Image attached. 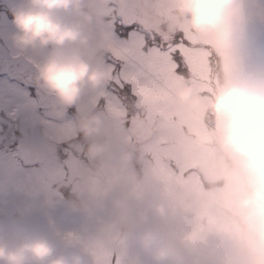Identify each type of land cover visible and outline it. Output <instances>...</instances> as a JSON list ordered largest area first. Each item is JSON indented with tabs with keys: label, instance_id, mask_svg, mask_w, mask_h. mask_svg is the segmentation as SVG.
<instances>
[{
	"label": "clouds",
	"instance_id": "9594fccd",
	"mask_svg": "<svg viewBox=\"0 0 264 264\" xmlns=\"http://www.w3.org/2000/svg\"><path fill=\"white\" fill-rule=\"evenodd\" d=\"M105 0H9L7 29L0 47L31 68L32 82L52 104L77 106L75 126L89 158L103 153L112 137L102 117L82 98L100 88L105 70L99 56L108 34L96 27ZM172 14L216 58L218 82L206 103L183 81H173L174 102L199 117L211 114L215 134L209 150L217 158L221 188L228 192L221 228L181 243L192 215L170 213L151 179L145 180L142 219L136 200L123 192L108 197L107 218L125 229L124 239L144 264H264V9L257 0H171ZM137 140L148 142L154 128L136 121ZM137 153V158H139ZM129 150L115 153L125 164ZM81 217L63 208L36 216L0 219V264H88L83 250L62 232L76 230Z\"/></svg>",
	"mask_w": 264,
	"mask_h": 264
},
{
	"label": "rangeland",
	"instance_id": "374dc122",
	"mask_svg": "<svg viewBox=\"0 0 264 264\" xmlns=\"http://www.w3.org/2000/svg\"><path fill=\"white\" fill-rule=\"evenodd\" d=\"M257 2L261 9H264V0H257ZM7 3L9 4V0ZM3 7H5V3H3ZM4 23L9 27L8 20H4ZM260 35L264 37V22L260 26ZM173 81H183L204 103L208 100L210 93L195 91L188 79L174 72L167 73L164 78L163 87L169 93L171 105L183 113L191 124L203 125L206 135L200 139L199 151L190 152L186 148L184 140L178 137L173 129H164L157 115L150 113L142 102H136L135 105L140 110L143 108V111L139 113L152 124L155 130L151 139L153 142L147 143L144 148L145 157L151 164H154L155 168L151 167L149 163L145 164V175L141 178L137 175L138 172L128 173L131 174L130 184L127 183L124 186L118 184L110 173V169L115 170L119 165L116 160L110 167L104 165L95 168V171L83 170V174L89 177L88 180L94 179L91 178V175H95L97 169L100 177L106 183L104 186L107 198L112 194L123 192L136 200L139 212L134 218L133 226L142 219L143 210L146 207V202L140 195L142 190L145 191V180L154 181L158 193H160L158 194L159 198L165 202L170 213L181 209L189 212L193 217L192 231L177 235L178 241L184 243L189 238L194 241L197 240L206 231L221 228L222 222L227 216L225 200L229 194L220 186L222 182L217 175V158L209 150L215 134L211 114L206 107L202 106L199 117L194 118L190 112H186L182 106L176 104L174 102V90L170 87ZM41 95L42 92L39 89L32 92L27 86L13 83L0 76V219H2V214L7 216L15 210L19 211V216L25 213L39 216L44 214L41 208L49 206L48 195H46V199L42 200L41 195L35 194L34 188L31 189L32 185L27 177L19 181L14 179L15 173L18 171L12 166L13 161H11L9 148L10 143L16 138L13 128H16L15 133L18 136H26L25 134L29 133L28 126L36 119L33 113L37 112L39 106L37 99ZM131 111L134 112L132 108ZM177 119L175 115L171 117L173 122ZM180 127L181 131H186L189 137L195 135L188 128V124H181ZM174 159L176 161L179 159L189 160L193 163L190 165L191 170L186 175H182L181 171L185 166L182 164L176 174L175 171L171 170ZM74 170L81 173V168H74ZM133 184L137 186L140 193L134 189ZM91 185L94 187L93 184ZM44 187H46L44 183H35V188L40 191H43ZM102 207L103 204L100 203L90 213L102 219L105 214ZM124 234L125 232L115 244L108 264H144L140 255L129 247L124 239Z\"/></svg>",
	"mask_w": 264,
	"mask_h": 264
},
{
	"label": "flooded vegetation",
	"instance_id": "af4514ba",
	"mask_svg": "<svg viewBox=\"0 0 264 264\" xmlns=\"http://www.w3.org/2000/svg\"><path fill=\"white\" fill-rule=\"evenodd\" d=\"M5 3V7H3ZM171 0H167V7H170ZM7 0H0V27L8 28L4 20H10L7 11ZM133 0H105L101 5L100 14L96 19V27L105 31L110 43L106 50L99 56V62L105 70V81L103 85L92 93L82 98V102L88 104L103 119L106 129L112 137L107 149L100 155L89 158L86 154L87 142L75 126L77 106L67 108H47L39 111L29 127V133L26 136L42 137L51 144H45V148L28 147L24 144V137L16 138L10 143V157L12 166L16 168L14 179L27 177L35 194H40L41 199H46L48 195V204L46 208H40L42 211L49 212L54 208H63L71 213L81 217L82 223L76 230H65L62 236H70L86 227L93 221L99 219L90 211L100 203L103 204V210L106 216L108 211V198L105 195V181L100 177L96 169L95 175L88 176L83 174V170H94L99 166L113 165L115 153L121 149L132 152L131 158L125 164H119L115 170L110 169V173L115 181L120 185L130 184V175L128 173L138 172V176L145 175V164H154L145 157L144 148L149 142H153L152 136L148 142L137 140L138 131L134 127L136 121H146L145 117L139 113L143 108H138L136 102H141L137 95L135 100L126 98L122 93L113 94L114 85L112 81H118V76H128V73L113 74V59L121 60L125 69L128 62L125 57H118L117 52L131 50L139 46L140 38L137 35L128 36L123 32L122 25L131 19L140 20L143 23V16L139 13L133 14ZM173 16V14H172ZM174 17V16H173ZM175 19V18H174ZM2 44V42H0ZM2 50H6L0 47ZM7 51V50H6ZM214 67V73L219 78V69ZM175 73V72H174ZM8 81L14 82L7 75H2ZM32 92L37 91L31 89ZM43 95V97H42ZM39 99L46 95L42 93ZM133 105V107H131ZM131 108L134 112L131 111ZM41 116V117H40ZM43 119V120H42ZM140 119V120H138ZM155 131V130H154ZM154 134V133H153ZM25 136V137H26ZM139 153V158H137ZM174 170L179 172V167L185 164L184 171H189V160L174 159ZM133 166V167H131ZM81 168V173L74 170ZM19 169L21 172L19 173ZM147 171V170H146ZM44 183L43 191L35 188V183ZM28 183V182H27ZM29 184V183H28ZM93 184L94 187L91 185ZM91 185V187H89ZM134 189L140 193L137 186L133 184ZM161 190V189H159ZM144 194V190H142ZM140 195L143 197V194ZM160 194V193H158ZM38 205V204H37ZM38 216L37 214H34Z\"/></svg>",
	"mask_w": 264,
	"mask_h": 264
},
{
	"label": "snow or ice",
	"instance_id": "6c2138e0",
	"mask_svg": "<svg viewBox=\"0 0 264 264\" xmlns=\"http://www.w3.org/2000/svg\"><path fill=\"white\" fill-rule=\"evenodd\" d=\"M133 5V14H141L143 23L131 19L122 28L129 37L139 36L140 43L134 49L117 52L118 57L127 59V69L119 59L110 61L113 74L128 73L112 81L113 94L122 93L132 100L138 95L145 108L160 118L161 126L173 129L186 148L196 153L206 132L203 125L191 124L171 105L169 93L163 87L164 78L175 72L188 79L195 91L211 93L212 85L219 79L214 73L216 58L206 47V41L198 40L174 19L165 0H133ZM173 115L178 118L175 122L171 120ZM181 124H188L195 135L189 137L181 131Z\"/></svg>",
	"mask_w": 264,
	"mask_h": 264
},
{
	"label": "water",
	"instance_id": "95a60500",
	"mask_svg": "<svg viewBox=\"0 0 264 264\" xmlns=\"http://www.w3.org/2000/svg\"><path fill=\"white\" fill-rule=\"evenodd\" d=\"M166 3V1H165ZM0 73H8L19 82H25L33 87L31 68L23 61L12 60L8 52L0 50ZM42 106L56 107L50 97H45ZM136 131L139 129L136 128ZM24 143L28 147L45 148L47 143L39 138H27ZM122 227L112 223L107 217L97 220L78 233L64 237L65 240L78 245L84 252L88 264H107L114 245L120 238Z\"/></svg>",
	"mask_w": 264,
	"mask_h": 264
},
{
	"label": "trees",
	"instance_id": "16d2710c",
	"mask_svg": "<svg viewBox=\"0 0 264 264\" xmlns=\"http://www.w3.org/2000/svg\"><path fill=\"white\" fill-rule=\"evenodd\" d=\"M6 211H8V210H6ZM3 216H2V219H4V217H17V215H16V213H14V211L13 212H11L10 214H8L7 216H5L4 214H2Z\"/></svg>",
	"mask_w": 264,
	"mask_h": 264
}]
</instances>
